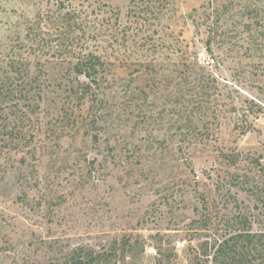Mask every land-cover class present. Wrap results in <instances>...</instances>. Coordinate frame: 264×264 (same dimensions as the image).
<instances>
[{
	"label": "rangeland",
	"instance_id": "1",
	"mask_svg": "<svg viewBox=\"0 0 264 264\" xmlns=\"http://www.w3.org/2000/svg\"><path fill=\"white\" fill-rule=\"evenodd\" d=\"M105 2L64 6L104 10L89 37L111 52L97 100L69 98L49 57L41 107H0V264H47L124 236L129 258L115 264H190L202 241L193 220L210 213L213 225L235 203L261 216L235 182H253L264 202V0H175L139 14ZM57 4L0 0V66L26 56L25 27ZM117 26L112 49L102 40ZM199 64L216 78L214 104L195 101Z\"/></svg>",
	"mask_w": 264,
	"mask_h": 264
},
{
	"label": "trees",
	"instance_id": "2",
	"mask_svg": "<svg viewBox=\"0 0 264 264\" xmlns=\"http://www.w3.org/2000/svg\"><path fill=\"white\" fill-rule=\"evenodd\" d=\"M105 1L58 0L54 10L36 13L34 20L25 27L28 46L24 45L25 39L20 41V49L24 50L26 56L23 58V54L19 52V58H9L0 66V107L20 103L22 100L28 101L29 106L33 102L37 109L41 107L46 86V80L42 78L46 74L44 61L49 57H53L58 66L65 69L63 72L67 75L64 78L70 79L69 88L74 91L69 90V98L79 103L89 98L97 100L98 91L109 71L105 59L111 52L104 50V54L99 53L95 42L92 44L89 37L95 36L96 41L97 36L101 35L103 26H99L101 18L98 17L104 10L91 16L93 12L87 8L68 9L64 6H108ZM173 1L175 0H128L127 6H134V12L139 14L142 10H153L148 6H169ZM107 26L112 25L108 22ZM104 29L107 30L105 27ZM107 31L108 39L102 41L111 43L112 49L113 42L120 46L122 43L119 42L118 32L121 29L118 26L109 27ZM261 31L264 32V25ZM45 32L51 38L45 39ZM121 37H127L126 33L121 34ZM205 44L209 47L208 41ZM195 64L198 65L197 62ZM206 64L209 65L210 62L207 60ZM198 67L201 72L194 78V85L197 87L195 101L214 104L216 78L203 65L199 64ZM67 110L73 111L71 107ZM4 130L6 128L1 125L0 135L7 134ZM4 136H1L2 141H5ZM221 154L230 164L238 159L233 153ZM235 185L261 202V216L235 203L228 213L216 211L214 218L217 222H213V225L210 224V213L193 220L192 227L201 230L202 241L198 247H190V264H203L204 260H210V264H264V202L259 200L257 185L253 182L236 180ZM217 209L220 210L219 207L214 210ZM254 223H258L260 228H254ZM129 252L130 236H124L119 240H112L107 247L98 249L76 245L61 258L47 264H115L121 259L129 258Z\"/></svg>",
	"mask_w": 264,
	"mask_h": 264
}]
</instances>
